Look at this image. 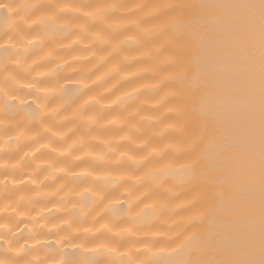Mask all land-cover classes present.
<instances>
[{"label": "bare ground", "instance_id": "1", "mask_svg": "<svg viewBox=\"0 0 264 264\" xmlns=\"http://www.w3.org/2000/svg\"><path fill=\"white\" fill-rule=\"evenodd\" d=\"M104 0H0V84H13L12 77L19 83L21 97L26 104H32L33 96L27 95L33 85L42 94L55 96L56 83L68 89L74 96L79 81L84 78L88 88L84 99L95 97L104 106L101 113L103 127H90L77 121L73 112L58 129L71 144L74 135L87 138L92 156L102 154L105 142L118 148L129 145L122 138L129 126L135 124L131 135L135 139L139 159H146L142 167L133 168L125 163L119 167L111 165L91 166V157L83 151H76L71 157L61 155L65 146L50 133L41 137L40 143L47 145L39 152V144L33 139L14 143L5 136L0 140V180L18 198L20 194L32 198L36 207L31 211L14 210L8 205L7 197H0V220H10L13 231L21 243L33 249L35 259H58L68 261L85 253L99 264H151L153 260L184 258L185 250H192L188 231L189 218L196 215L185 199L186 189L180 183L184 167L190 163L185 137L179 131L176 99L167 96L169 87L165 77L170 69L147 55L153 47L152 39L141 29L131 32L134 41L116 50L93 45L81 33L80 17L92 9L77 5H95ZM130 5L123 15L139 22L142 28L158 27L152 6L159 4H227L245 0H117ZM78 9V10H77ZM211 10L197 9L196 15H210ZM191 19V14L188 17ZM98 26V25H97ZM119 38H124L121 35ZM252 89L241 90L232 78L233 65L230 59L223 61V70L211 65L206 59L194 55L189 61V77L193 81L211 78L217 81V88L206 101L192 99L194 115L205 122L219 140L229 137L234 140L248 138V133L259 124V41H254ZM105 56L104 62L99 59ZM128 59L125 60L124 57ZM107 73V75H106ZM31 85V87H30ZM49 91L45 92L44 90ZM54 89V91H53ZM83 100H79L82 103ZM13 104L18 101H12ZM73 107H79L78 101ZM31 106V105H30ZM202 109V111H201ZM90 112L99 111V105L90 103ZM28 119L26 112H20L16 120ZM119 120V123L115 121ZM109 121H113L109 123ZM6 123V121H5ZM76 129V133L69 129ZM35 137V133L29 134ZM51 140L52 143H48ZM255 147L259 149L258 133ZM53 149H56L53 152ZM80 156L76 160L75 156ZM238 159L243 156L236 154ZM49 161L58 167H66L68 174L57 171V179H45L50 172ZM120 181L119 191L111 193L98 204L88 218L81 222L70 219L62 198H68L69 189L90 185L97 180ZM254 187L256 194L257 219L260 195L258 172L242 182L241 188ZM109 189L112 185H108ZM63 189V190H61ZM133 207L129 209V190ZM2 190V189H0ZM81 190H83L81 188ZM55 193L54 196L43 195ZM210 212L202 221V228L218 221L229 220L240 227L248 212L232 215L222 210L219 200H212ZM105 208L107 210L105 211ZM127 212V214H125ZM35 218V220L33 219ZM38 221L34 229V223ZM47 221V222H46ZM112 227L108 232L103 225ZM44 226L41 228V226ZM71 230L70 232L67 230ZM91 231H88V230ZM36 236L30 238L29 234ZM72 237H87L80 243H65ZM2 243V241H0ZM59 248L57 253L55 249Z\"/></svg>", "mask_w": 264, "mask_h": 264}, {"label": "snow or ice", "instance_id": "2", "mask_svg": "<svg viewBox=\"0 0 264 264\" xmlns=\"http://www.w3.org/2000/svg\"><path fill=\"white\" fill-rule=\"evenodd\" d=\"M7 8V5H0ZM158 25L155 29L142 28L141 31L152 39L153 47L145 55L167 65L170 73L165 77L169 87L167 96L176 99L175 111L179 131L185 137L190 158L181 174L180 183L185 186L187 207L196 215L189 218L192 250H185L184 258L153 260L151 264H264V0H245L241 3L227 4H159L152 6ZM197 9L211 10L210 15H196ZM78 10V9H77ZM191 14V19L188 17ZM92 16L94 13L86 12ZM259 41V124L253 127L248 138L234 140L223 137L215 140V135L194 112L191 101H206L217 88V81L202 78L193 81L189 77V61L194 55L206 59L214 67L223 70V61L227 58L233 65L232 78L241 90L252 89L256 50L254 41ZM31 87V85H30ZM49 91L48 89L44 90ZM54 91V89H53ZM35 101H32L34 104ZM37 105L25 110L28 124L20 130L21 136L29 134L33 121H39L41 108ZM202 111V109H201ZM258 133L259 149L255 147ZM237 153L243 158L238 159ZM147 158H145L146 160ZM259 174L260 195L258 201V219L256 194L254 187L241 188L248 177ZM104 194L99 199H105ZM219 200L222 210L237 215L248 212L243 221L244 232L239 225L229 221H218L202 228L203 219L216 208L210 207V201ZM133 202L129 199V209ZM127 214V212H125ZM112 231L107 223L103 225ZM67 231H71L70 229ZM88 231H91L90 229ZM87 237H72L65 243H83ZM259 249V258L256 250ZM57 253L60 249H55ZM59 264H99L85 253Z\"/></svg>", "mask_w": 264, "mask_h": 264}, {"label": "clouds", "instance_id": "3", "mask_svg": "<svg viewBox=\"0 0 264 264\" xmlns=\"http://www.w3.org/2000/svg\"><path fill=\"white\" fill-rule=\"evenodd\" d=\"M76 7H85L92 9L94 15H84L81 16V33L84 38L90 39L93 45H99L101 48L107 47L109 49L120 50L123 46L129 44V42L134 41L136 37L131 34L133 30L139 29V26L132 21L129 22L130 18L123 15V9L130 7V5L122 4L117 2V0H104V2L95 5H77ZM98 25V26H97ZM121 35L124 38H119ZM99 59L104 62L106 59L103 54L100 55ZM125 60L128 59L127 56L124 57ZM107 75V73H106ZM13 84L9 85L7 81L0 84V140L5 136L11 139L14 143H19L21 141H27L33 139L39 147L35 148L36 152H39L42 147L47 145L40 143V139L45 133H50L53 138L58 140L61 144L65 146V150L61 151V155H66L71 157L76 151L85 152L86 156L91 157V166L96 165H111L113 167H119L122 164H129L133 168L142 167L146 164L145 159H139L136 155L137 145L135 139L131 135V131L135 130V124L129 126L130 130L125 132L122 137L126 143L129 145L127 149L118 148L115 145H110L105 142L104 150L101 155L92 156L91 149L87 143V138L80 136L76 133V129H69V131L75 132L73 142L71 144L67 143L65 135H61V130L58 126L62 125L68 119V113L73 112L74 118L80 123H84L90 127H103L101 121V113L104 110V106L100 104V101L95 97L90 101L89 99H84L83 96L86 93L88 85L84 78L79 81L80 87L77 93L72 96L68 95V89L63 87L58 81L55 85L57 88V93L55 96H50L42 94L36 85H33L30 92L27 95H32L34 104H26V101L21 97L20 85L15 81V78H11ZM83 100L79 103V100ZM12 101H18V103L13 104ZM78 101L79 107L75 108L73 111V103ZM95 103L99 105V111L90 112L88 107L90 103ZM37 105L43 106L40 110L42 112L41 119L39 121H33L29 127V134L35 133V137H30V135L21 136L20 130L23 126L28 124V120L23 118L16 120V116L20 112H25V110H31ZM69 109H71L69 111ZM6 121V123H5ZM113 121H109L112 123ZM119 123V120L115 121ZM48 143H52L51 140ZM56 149H53L55 152ZM76 160H80V156H75ZM50 172L45 179H51L55 181L57 176L55 173L57 171L68 174V169L66 167H58L54 161H49ZM111 184L112 188L109 189L108 185ZM120 181L118 179H112L109 181L97 180L90 185H81L80 188L69 189L68 198H62V206L66 208L69 213V218L77 219L83 222L88 218V215L92 210L101 204L110 196L111 193L118 192ZM81 188L83 190H81ZM0 197H7L11 201L8 205L13 207L14 210L19 211H31L36 205L32 198L26 195L20 194L17 196L9 190L8 184L0 180ZM63 190V189H61ZM104 194L105 199L101 201L99 195ZM43 195L54 196L55 193H44ZM134 192L129 190V199H131ZM7 209H0V211H6ZM107 208H105V211ZM35 220V218H33ZM47 222V221H46ZM38 221L34 223V229ZM44 227L43 225L41 228ZM30 238L36 239L37 237L29 234ZM23 238H18L12 227L10 220H0V264H59V260L55 259L49 261L48 259H35L33 256V249L26 247L25 243H21ZM256 258H259V249L256 250Z\"/></svg>", "mask_w": 264, "mask_h": 264}]
</instances>
